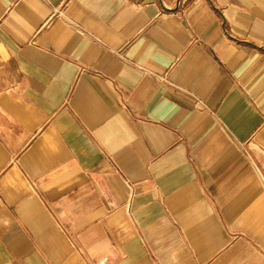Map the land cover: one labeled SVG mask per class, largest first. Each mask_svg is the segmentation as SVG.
<instances>
[{
	"label": "crops",
	"instance_id": "0c3cea01",
	"mask_svg": "<svg viewBox=\"0 0 264 264\" xmlns=\"http://www.w3.org/2000/svg\"><path fill=\"white\" fill-rule=\"evenodd\" d=\"M0 264H264V0H0Z\"/></svg>",
	"mask_w": 264,
	"mask_h": 264
}]
</instances>
